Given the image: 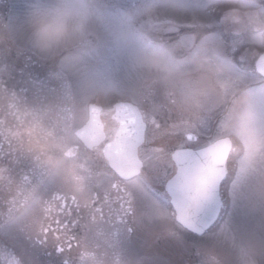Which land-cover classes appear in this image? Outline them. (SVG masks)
I'll return each instance as SVG.
<instances>
[{
  "label": "rangeland",
  "instance_id": "374dc122",
  "mask_svg": "<svg viewBox=\"0 0 264 264\" xmlns=\"http://www.w3.org/2000/svg\"><path fill=\"white\" fill-rule=\"evenodd\" d=\"M237 1L221 4L234 7L223 9L217 25L216 5L206 0H89L84 43L46 55L28 40L35 0H0V88L15 87V96L40 90L0 100V264H264V81L237 77L230 66V44L257 43L258 34H237L262 26L264 0ZM222 33H232L231 42ZM236 82L244 91L229 107ZM124 99L144 110L149 127L139 149L141 176L114 188L98 149L79 148L71 159L64 152L77 143L72 133L89 102L103 107L111 132L109 105ZM23 107L26 125L34 114L49 115L43 152L26 139L23 151H9L8 132ZM59 116L61 128L54 126ZM213 116L219 121L212 130ZM27 132L30 139L29 126ZM220 136L233 142L221 212L193 235L156 191L174 172V147Z\"/></svg>",
  "mask_w": 264,
  "mask_h": 264
},
{
  "label": "water",
  "instance_id": "95a60500",
  "mask_svg": "<svg viewBox=\"0 0 264 264\" xmlns=\"http://www.w3.org/2000/svg\"><path fill=\"white\" fill-rule=\"evenodd\" d=\"M124 105L116 106L113 118L120 126L114 140L107 144L103 152L110 167L120 177L129 179L139 172L141 164L136 149L142 142L143 130L137 117L123 114ZM95 112V115L92 112L89 125L77 132L88 148L102 141L99 131L95 135L90 133L93 127L100 128L97 109ZM188 138L194 140L192 135ZM229 150L230 141L222 139L200 151L187 150L174 155L177 172L166 183V191L176 212L177 222L192 233L202 234L218 216L219 185L225 175Z\"/></svg>",
  "mask_w": 264,
  "mask_h": 264
},
{
  "label": "clouds",
  "instance_id": "9594fccd",
  "mask_svg": "<svg viewBox=\"0 0 264 264\" xmlns=\"http://www.w3.org/2000/svg\"><path fill=\"white\" fill-rule=\"evenodd\" d=\"M88 22L89 0H35L27 18L28 40L46 55L77 50L87 38Z\"/></svg>",
  "mask_w": 264,
  "mask_h": 264
},
{
  "label": "trees",
  "instance_id": "16d2710c",
  "mask_svg": "<svg viewBox=\"0 0 264 264\" xmlns=\"http://www.w3.org/2000/svg\"><path fill=\"white\" fill-rule=\"evenodd\" d=\"M29 89L30 90H28L27 88H24L23 90L19 91L20 95L15 96L14 95L16 93L15 87H12V88L10 87L9 92L7 91V89L6 91H3V88H0V92H1L0 97L2 96L0 100L4 102V101H8L7 98L9 99V98L17 97L20 101L22 98L24 99L27 98L26 94L33 96L35 94L38 95L40 93V90H34L32 87H29ZM17 104H20V103H17ZM17 104L13 107V109H15V107L17 108ZM10 107L11 106L8 105L7 109L9 110ZM22 110H23L22 114L19 113L18 115L16 114L15 118L13 117V125H15L16 127L15 130L13 131V129H10V132H8V133H11V135L9 136L12 139V143H11L9 151L15 152V153L18 151H23V148H25V139H26L27 141L30 140V145H32L35 148V150L43 152V147L48 144L46 141L50 138L49 136L51 135L47 133L50 130V125H51L49 124L51 122L49 115L46 112H41L37 115L34 114L31 116L32 119L31 118L29 119L30 122L26 125V120H25L27 116L25 112L26 110L24 109V107L22 108ZM33 110L34 109L32 108V110L30 111H33ZM40 118H43L44 124L40 122ZM63 119L65 120V117L63 118L59 116L57 118V123L55 122V125L61 126V123L63 124ZM3 122H4V116H0V124H2ZM24 124L26 126H29L31 129L32 134L30 135V139L28 138L29 136L27 135L30 130L26 133V126ZM20 125L23 126L22 127L23 133L18 132V127ZM37 146H39V149H36Z\"/></svg>",
  "mask_w": 264,
  "mask_h": 264
},
{
  "label": "flooded vegetation",
  "instance_id": "af4514ba",
  "mask_svg": "<svg viewBox=\"0 0 264 264\" xmlns=\"http://www.w3.org/2000/svg\"><path fill=\"white\" fill-rule=\"evenodd\" d=\"M250 25V24H249ZM245 34V35H244ZM230 35H233L232 33H230ZM241 35V36H240ZM244 35V36H243ZM263 33H258V36H260V39H258V41H259V43H257L256 45L257 46H260L261 44H263V41H264V39H263ZM249 36H253V34L252 33H250V32H240L239 34H237V37L238 38H240V37H243V38H248ZM232 39V38H231ZM242 41H241V43H243V44H241V46L242 45H244V41L245 40H247V39H241ZM247 44L249 45V44H251V46H250V48H247V49H244L243 50V52L244 51H246V52H248V51H255L253 48H254V46H255V43H251V42H247ZM230 46H231V50H232V54H235L234 56H235V62H242L243 64H241L245 69H246V72L247 73H251L252 71H253V63H254V54L249 58V57H244V58H242V60H240L239 59V52H240V50H239V48H238V46H237V44H230ZM240 47V46H239ZM243 56V55H242ZM139 109H140V111H141V113H142V117H143V119H144V121H145V123H146V128H145V134H146V132H147V130H148V122H147V117H146V114H144V110L143 109H141L140 107H139ZM104 122H105V120H104ZM150 130H152V132H153V129H151V128H149V131ZM185 133L186 132H184V130L181 132V134L180 135H182V136H185ZM179 141H181V139L179 140ZM203 146H201V147H198V148H202ZM184 148H190V147H188L185 143H183V144H180V145H178V146H176V147H174L173 149H172V151H171V153L173 152V151H175V150H178V149H184ZM198 148H193V149H198ZM171 155V154H170ZM169 155V161H170V163H171V167L173 168L174 167V165H173V163H172V160H171V156ZM103 201H105V202H112V204H114L115 202H116V199L115 198H113V199H109V198H103ZM94 202H92V204H93Z\"/></svg>",
  "mask_w": 264,
  "mask_h": 264
}]
</instances>
